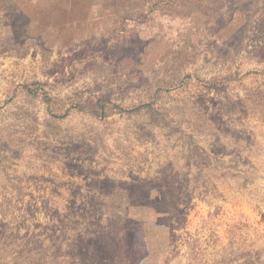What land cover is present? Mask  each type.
Returning a JSON list of instances; mask_svg holds the SVG:
<instances>
[{"label":"rangeland","instance_id":"obj_1","mask_svg":"<svg viewBox=\"0 0 264 264\" xmlns=\"http://www.w3.org/2000/svg\"><path fill=\"white\" fill-rule=\"evenodd\" d=\"M263 258L264 0H0V264Z\"/></svg>","mask_w":264,"mask_h":264},{"label":"trees","instance_id":"obj_2","mask_svg":"<svg viewBox=\"0 0 264 264\" xmlns=\"http://www.w3.org/2000/svg\"><path fill=\"white\" fill-rule=\"evenodd\" d=\"M174 193H176V191L174 190ZM185 215V212L182 210H180V213H179V217H180V219L183 217ZM261 258V257H260ZM259 263H261V264H264V258L263 259H260L259 260ZM244 264H249V263H244Z\"/></svg>","mask_w":264,"mask_h":264}]
</instances>
